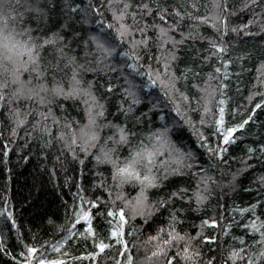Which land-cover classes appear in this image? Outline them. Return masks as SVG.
I'll return each instance as SVG.
<instances>
[{
  "label": "trees",
  "instance_id": "1",
  "mask_svg": "<svg viewBox=\"0 0 264 264\" xmlns=\"http://www.w3.org/2000/svg\"><path fill=\"white\" fill-rule=\"evenodd\" d=\"M130 2L129 11L139 12L137 5L140 3L149 5L152 11L144 17L149 24L155 21L167 28L169 24L178 23V27L169 32V36L177 41L181 39V33H195L178 45V59L173 62V72L177 76L191 69L185 73L186 79L176 82L179 92L188 96L191 102L180 101L178 94L165 96L160 86L153 85L143 74L149 64L157 68L154 41L147 50L153 55L151 61L144 51L140 53L143 58L139 63L135 62L134 57L129 59L128 56L119 55L120 52L129 51V45L118 39L115 29H109L107 25L113 23L111 8H122V3L114 2L110 8L108 0H55L54 5L52 0H6V7L0 11V14L7 16V28L11 27L12 32L20 33L29 28L33 36L44 37L51 36L59 29L50 25L37 32L36 8H45L46 5L55 7V11L49 13L52 24L67 26L60 32L66 38L64 43L68 44L64 51L74 57L78 64L93 69L81 71L78 78L83 87L92 82L93 94L105 108L104 117L97 123L109 125L96 129L100 138L87 155L78 146H73L74 158L66 144L73 133L79 135L77 129L87 123L85 107L80 101H65L63 97H57L64 110L57 107L55 102L40 105L35 99L13 101L10 107H19L22 113L30 110L28 120L19 125L15 133L12 131L13 122L9 119V106L0 102V264H22L25 260L29 264H39L41 260H60L63 264H126L129 256L131 264H164L166 257L152 255L160 243L159 238L150 240L149 237L155 236L163 228L161 236L167 238L170 225L180 235L187 234L194 238L190 250L196 249L201 253L198 264H204L205 260L213 257L214 264H264V256L260 255L264 250V245L259 243L260 232L245 227L250 221H255L257 227L260 221H264V182L260 179L264 177V153L260 151L264 147V106L255 107L264 101V31H261L264 12L260 7L264 0H256V6L248 7H244L247 0H227L232 15L227 18V29L222 30L223 39L221 32L212 27V17L217 12L213 7L214 0ZM157 6L167 9L164 21L153 16L158 10ZM173 9L181 13L179 18L175 17ZM188 14L208 17L209 22L200 23ZM250 19L255 23L249 24ZM126 22L132 23L131 18H126ZM216 23L219 25L220 22L217 20ZM241 25H247V28H240ZM234 27L240 30L233 32ZM101 30L110 36L115 53L97 65L95 59L99 53L92 51L95 47L92 36ZM73 35L78 39L69 44L68 38ZM148 35L155 37L157 32L150 28ZM135 36L139 38V33ZM209 40L226 45L227 50L213 55ZM164 47L171 50V42ZM88 52L92 54L87 55ZM4 55L8 53L0 49V63L11 67L8 61L3 60ZM42 58L45 61L54 59L52 47H44ZM20 59L26 60L27 56L22 55ZM222 60L230 63L225 67ZM126 64L133 67L128 68ZM71 67L69 65L56 75V81L65 90L71 83ZM217 67L220 68L219 73L215 71ZM0 79H3L2 74ZM20 79L25 88L40 83L34 74L28 72H22ZM130 79L137 84V91L128 85ZM44 83L49 88L53 87L52 77L48 75ZM108 83L114 85L111 93H107ZM221 85H224L223 89ZM15 87L13 85L6 91L10 93ZM124 89L134 91L138 100L127 118L118 111L121 105L127 108L130 103ZM221 99L225 101L224 120L227 126L248 120L244 128H237L233 133L234 139L227 145L222 143L213 120V114L218 115ZM205 105L209 109L207 112L204 111ZM49 108L53 115L48 118V132L45 133L40 130L45 127L43 123L38 128H34L33 124L40 120L38 113H47ZM174 108L179 109V114ZM66 117L71 121L70 128L64 126ZM53 119L60 123H54ZM117 124H123L135 133L130 144L118 146L115 155L121 161L129 155L131 146L143 141V146L148 150L149 146H154V150L149 151L174 147L190 152L194 159L185 160L184 163L193 166L182 169L180 175H169L159 188L146 189V204L149 206L161 199L167 200L169 194L177 189L186 191L183 198L179 195L173 197L163 207L152 211L150 216L145 209L144 216L129 217L125 230L131 235L124 236L126 250L120 251L122 246L112 241L111 249L93 257L89 256V253L96 251L92 239H85L88 224L78 219L76 213L88 211L92 215L93 227L106 229L108 225L102 221L100 211L105 206L124 208V201L134 202L140 192L139 184L135 183H124L118 187V182L112 178V164L97 163L93 158L101 154L102 148H113L111 141L106 143V138L114 134L116 130L112 125ZM165 130L166 135L157 141L155 135ZM201 134L209 146L227 148L222 157H209L206 149L200 146L198 137ZM250 148L252 152H249ZM170 153L171 150L167 153L164 150L155 157L159 172L164 171L165 164L176 166L174 154ZM199 169L204 171L200 172ZM204 178H210L207 185L200 183ZM197 189L207 197L200 204L195 199ZM97 200L96 207L84 202ZM252 204L256 205L255 216L250 211H240ZM173 214L176 217L174 221L170 220ZM257 217L259 220H256ZM107 219L112 221V226L117 222L112 217ZM205 220H215L216 224H202ZM204 236H215V240L205 241ZM238 237L244 239L243 244ZM184 245L185 241H179L178 245L174 243L167 251L174 255ZM27 246L35 247L36 252L28 256ZM233 250L241 252L242 259H229V253ZM176 259L173 264H176Z\"/></svg>",
  "mask_w": 264,
  "mask_h": 264
},
{
  "label": "snow or ice",
  "instance_id": "2",
  "mask_svg": "<svg viewBox=\"0 0 264 264\" xmlns=\"http://www.w3.org/2000/svg\"><path fill=\"white\" fill-rule=\"evenodd\" d=\"M122 3L123 7L119 9L111 8L113 3ZM53 5L55 4V0H52ZM109 6L113 12L112 21L113 23L108 24L107 28L115 29L116 37L121 41H124L129 45V51L131 55H129V51L120 52L121 56H128L129 59L135 58V62L139 63L143 58L141 56V51H144L147 55V58L151 61L153 59V55L147 53V50L151 46V42L154 41L157 52L155 54V61L157 62V68L153 69L151 64L147 66V71L143 73L147 75L148 80L153 85H159L160 90L167 97H173L175 95H179L180 101H190V98L186 96L184 93L179 92V89L176 87V82L180 79H186V72H190L191 69H186L185 72H181L179 76H177L173 72V62L178 59L176 55V48L178 45L183 43L184 39L191 38L195 35V33H181V39L179 41L173 39L169 36V32L173 31L178 27V23L169 24L167 28L163 27L161 24L156 23L155 21L151 24L145 22L144 17L151 13V8L147 3H140L137 5V8L140 10L137 11H129L131 8L130 0H108ZM249 5L256 6V0H247V3L244 7H248ZM6 7V0H0V11H2ZM195 7V5H193ZM214 9L217 10L216 13L213 14V23L212 27L216 28L221 32V39H223V31L227 29V18L232 15L230 11L229 4L227 0H224L223 3L220 0H214L213 2ZM261 11L264 12V4L260 5ZM158 10L153 13L154 17H159L160 21H164L167 15V9L163 7L157 6ZM78 10V9H77ZM55 11V7L45 8H36L37 16V27L36 31L39 32L41 28H48L50 25L52 27H57L59 31L53 32L51 36H33L31 34L32 29L25 28L20 33H15L14 31L11 34H6L5 29L7 28V16L0 14V49L4 50L8 55H4L3 60L8 61L11 64L9 67L7 64L0 63V74L3 75V79H0V102L4 103L5 106H9V119L13 122L12 131L15 133L16 128L19 125L25 124L28 120V111L26 110L23 113L19 107L12 108L10 107L13 101H18L23 99L38 101L40 105H51L54 102L57 107H60L64 110V105L60 104L59 101L56 100L57 97H63L65 101L72 100L80 101L85 107V115L87 117V123L82 127H79L77 131L79 135L73 133L72 137L68 140L66 147L72 152L74 158H76L75 148L73 146H78L80 151L84 152L85 155L96 146V142L99 140V134L96 131L98 127H107L109 125H99L97 122L100 118L105 115L104 104L100 103L97 97L93 94V85L92 82L89 81L87 87L82 86V81L78 78L79 73L81 71H93L91 68H85L84 65L78 64L76 59L72 56L67 55L64 49L68 47V44H65V36L60 35V32L64 30L66 25L52 24L51 17L49 13ZM175 17L179 18L181 13L175 11L173 9ZM191 19L198 20L200 23H208V17H196L188 14ZM130 17L132 23H127L126 18ZM219 21V25H217L216 21ZM249 24H254L255 21L250 19L248 21ZM118 25V26H117ZM142 25V26H141ZM154 29L157 32L155 37H151L148 35L149 29ZM240 28H247V25H241ZM238 28H232L233 32L239 31ZM261 31H264V27L261 28ZM139 33V38H136L135 34ZM16 36L26 37V39H16ZM204 39L205 37H200ZM78 38L73 35L68 38L69 44L71 42H75ZM171 42L172 48L171 50L165 49L164 45L166 43ZM92 43L95 45L93 48V52H98L99 56L96 57L95 63L97 65L101 64L102 60H107L109 57L113 56L115 53V47L111 46L107 42H101L100 39L96 36L92 37ZM45 46H50L54 52V59L45 61L42 58V50ZM209 47L213 50V55H218L227 50L226 45L218 44L216 41L209 40ZM91 52H88L87 55H91ZM22 55H26L27 59H20ZM207 59V57L205 58ZM63 62V66H62ZM222 64L226 67L230 61L222 60ZM91 63V61H88ZM71 65L72 75L70 77V86L67 90L60 86L59 82L56 81V75ZM128 68H132V64H126ZM162 69V71H161ZM215 71L217 73L220 72V68H216ZM22 72H28L29 74H34L35 78L40 81L36 86L32 88H25L24 82L21 81L20 76ZM50 75L53 81V87L49 88L44 80L46 77ZM31 81H29L30 83ZM13 85L16 87L9 93L6 91L11 88ZM114 85L108 83L107 85V93H111ZM223 89L224 85L220 86ZM130 103L127 108H124L121 105L118 111L124 113L125 118H127L128 114L131 113L132 106L138 103L136 98V94L134 91H130L129 89H124ZM221 95L223 92L221 91ZM225 101L221 99L219 101L220 107L219 112L217 114H213L214 124L216 126V132L220 134L222 143L227 145L232 142L234 139L233 133L236 132L237 128H244L245 124L248 123V120H244L241 123L233 126H227L225 124V109L223 107ZM79 106V105H77ZM264 106V101L256 104V108H261ZM174 111H177L179 114V109L174 108ZM204 111L207 112L209 109L205 105ZM40 120L35 121L33 124L34 128H38L41 123L45 125V127L41 128L42 132L47 133V122L48 118L52 117V109L49 108L48 112H39ZM251 119V117H249ZM65 123L66 128L71 127V121L66 117ZM54 123H60L59 120L53 119ZM203 115L201 117V124H203ZM112 127L116 130L114 134L110 137L106 138L107 141H111L113 144V148L101 149V154L93 157L97 163H111L113 172L112 178L114 181H117V186H121L124 183H135L139 184L140 192L135 198L134 202L124 201V208L118 207H104L99 215L102 218L103 222H106L108 227L106 229H95L92 225V215L88 211H79L76 213L77 218L85 221L88 224V228L86 230L85 239L91 238L93 242V247L96 251L89 253V256H97L98 254H103L107 249H111L113 247L112 241L122 246L120 251H124L127 248V243L124 239L125 235H131L130 232H126L125 224L127 223V219L129 217H134L137 215L144 216L145 209H147V215L150 216L152 211H154L157 207H163L168 201H170L173 197L180 196L183 198V193L186 191L185 189H177L169 194L167 200L161 199L159 201L154 202V205L149 206L146 204L147 197L145 196L146 189L149 188H159L161 184L168 179L169 175H180L182 174V169L192 168V164H185V160L194 159L192 153L184 152L179 148H172L170 155H173V161L175 163V167H169L166 164L164 165V171L159 172V167L157 166V162L155 160V156L158 155V151H149L147 148L143 146V141L139 145H133L130 147L129 155L124 158L123 161L120 160L118 155H115L118 146L126 145L131 143V139L135 136V133L126 128L123 124L112 125ZM152 134H150L151 136ZM166 135V130L158 135H155V139L160 141L162 136ZM63 138V136H61ZM198 139L201 141V147L205 148L209 154V157H222V154L227 151V148H221L219 145L217 147H211L205 140V137L201 134ZM80 141L78 144L77 142ZM253 150L250 148L249 152ZM261 153H264V147L260 149ZM83 161H81L82 163ZM164 164V162H161ZM200 172H203V169H199ZM195 175V173H193ZM210 178H204L200 181V183H204L207 185L208 180ZM262 182H264V177L260 178ZM207 190V188H206ZM210 194V193H209ZM195 199L197 204L202 203L204 199H207L199 189L196 190ZM85 203L90 204L92 207L97 206V201H84ZM111 202V201H109ZM127 209V212L125 211ZM243 212H251L253 216H255L256 205L252 204L248 208L240 209ZM106 213V215H105ZM108 217H112L117 222L114 226H112V221L108 220ZM11 218V215H9ZM176 219L175 214L170 217V220L174 221ZM259 220V217L256 218ZM212 224L215 225V220H205L202 224ZM15 226V225H13ZM230 226V225H229ZM246 229L251 230L253 232H260V241L259 243L264 245V231H260V229H264V221H260L259 227L255 221H250L248 225H245ZM171 231L167 233V238L161 236V233L164 232L163 228H160L157 231L155 236H150V240H157L159 238L160 243L156 245V251L152 253L153 256H164L166 257L164 264H173V260L176 259V264H180L183 261V264H198L199 259L201 257V253L196 249L190 250L191 241L194 239L193 237L185 235H180L175 231V228H172L170 225ZM227 229L225 228V231ZM199 235V234H198ZM203 239L205 241L215 240V236H204ZM240 240V243H244L243 238H237ZM179 241H185V245L182 250L177 251L174 255L169 254L167 249L171 248L174 243L178 245ZM163 245V246H161ZM2 250V249H0ZM36 252V248L32 246H27V254L31 256L32 253ZM260 255L264 256V250L261 251ZM236 257H240L242 259L241 252H237L233 250L229 253V259H233ZM214 257L207 259L204 261V264H214ZM22 264H29L27 260L22 261ZM39 264H45V261L41 260ZM47 264H63L60 260H50L47 261ZM126 264H131V256L128 257Z\"/></svg>",
  "mask_w": 264,
  "mask_h": 264
},
{
  "label": "rangeland",
  "instance_id": "3",
  "mask_svg": "<svg viewBox=\"0 0 264 264\" xmlns=\"http://www.w3.org/2000/svg\"><path fill=\"white\" fill-rule=\"evenodd\" d=\"M11 32H12V28L10 27V28H6L5 29V33L6 34H11ZM100 32V31H99ZM98 31H96L94 34H93V36H96V37H98L99 39H100V41L101 42H107V43H109L110 45L112 44L113 45V43H112V41L110 40V36L108 35V34H106L107 32H105L104 30H101V32L99 33ZM92 36V37H93ZM16 37H19V36H16ZM152 68L153 69H155L153 66H152ZM128 85L130 86V87H132V89H134L135 91H137V84H135L131 79L129 80V82H128ZM168 136V135H167ZM169 139V138H168ZM154 146H149L148 148H150V149H152V150H154V148H153ZM149 149V150H150ZM165 150V152L167 153V152H169L171 149L170 148H167V149H158V150H156V151H158V153L160 154V153H162L163 151ZM101 151V150H100ZM162 151V152H161ZM158 154V155H159ZM157 156V155H156ZM155 156V157H156ZM45 261V264H47V261H50V260H44Z\"/></svg>",
  "mask_w": 264,
  "mask_h": 264
}]
</instances>
